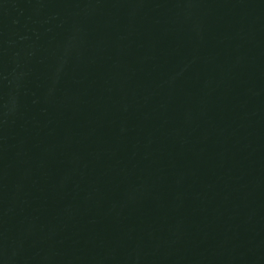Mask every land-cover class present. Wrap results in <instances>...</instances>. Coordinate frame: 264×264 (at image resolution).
Returning <instances> with one entry per match:
<instances>
[{
    "label": "water",
    "instance_id": "obj_1",
    "mask_svg": "<svg viewBox=\"0 0 264 264\" xmlns=\"http://www.w3.org/2000/svg\"><path fill=\"white\" fill-rule=\"evenodd\" d=\"M0 264H264V0H0Z\"/></svg>",
    "mask_w": 264,
    "mask_h": 264
}]
</instances>
